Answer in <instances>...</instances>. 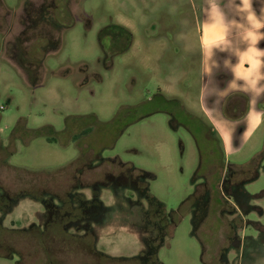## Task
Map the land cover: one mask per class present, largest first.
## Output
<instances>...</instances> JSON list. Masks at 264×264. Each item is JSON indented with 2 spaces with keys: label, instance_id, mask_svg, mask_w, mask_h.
<instances>
[{
  "label": "rangeland",
  "instance_id": "obj_1",
  "mask_svg": "<svg viewBox=\"0 0 264 264\" xmlns=\"http://www.w3.org/2000/svg\"><path fill=\"white\" fill-rule=\"evenodd\" d=\"M201 3L0 0V149L13 150L5 162L0 153L9 199L0 225L43 230L64 216L60 195L85 207L82 198L97 197L103 213L65 230L90 231L112 256L144 255L162 228L147 189L175 221L157 249L162 264H264V111L243 119L238 147L210 130L199 99ZM238 126L219 124L226 136ZM80 150L101 158L71 170ZM27 239L23 253L0 252V264H48Z\"/></svg>",
  "mask_w": 264,
  "mask_h": 264
},
{
  "label": "crops",
  "instance_id": "obj_2",
  "mask_svg": "<svg viewBox=\"0 0 264 264\" xmlns=\"http://www.w3.org/2000/svg\"><path fill=\"white\" fill-rule=\"evenodd\" d=\"M202 1L197 17L203 49L199 99L227 148L240 139L243 119L251 114L259 122L264 111V0ZM225 121L242 126L226 136L219 128Z\"/></svg>",
  "mask_w": 264,
  "mask_h": 264
},
{
  "label": "trees",
  "instance_id": "obj_3",
  "mask_svg": "<svg viewBox=\"0 0 264 264\" xmlns=\"http://www.w3.org/2000/svg\"><path fill=\"white\" fill-rule=\"evenodd\" d=\"M115 28H118V31L120 33H123L126 28L124 26H116ZM114 28V29H115ZM112 29V30H114ZM109 32L113 34L114 32L111 31L109 28ZM88 129V128H87ZM81 130L80 135L87 133L88 130ZM210 130H212V127L210 126ZM213 131V130H212ZM36 133H40L39 130L34 131ZM218 140L220 141L219 136L215 132ZM76 134L72 136L73 139L76 138ZM14 140V137L12 138ZM11 144V143H10ZM12 146V144L10 145ZM9 146L4 147L0 149V153H2V156L5 158L3 162L11 155L13 154V150L8 149ZM87 155H90V158L87 159ZM101 157H98L97 155L85 153L84 150H80L79 155L76 159H74L70 164L67 166L71 170L75 168L77 165H84L85 161H95L98 160ZM79 163V164H78ZM7 164V163H6ZM67 167L63 168L64 170L67 169ZM61 169L59 171V175L63 171ZM53 176V175H52ZM57 174H54V177H56ZM56 180V179H55ZM224 182L222 181V184ZM56 183H54V179H52V184H47L48 190H52L53 186ZM1 188V186H0ZM41 190H35L34 192H31L33 196L40 199L42 198L43 194L45 192H40ZM41 193V194H40ZM144 196H147V199L150 201V203L154 204L157 208H159V212L156 211L159 216L160 221L162 223V228L160 230V237L159 240L152 239L150 241V251L148 253H145L144 255H134V256H112L103 252H100L95 247L94 242V236L93 234L88 231L83 235H75L73 233H70L65 230L64 225L67 222L79 220L84 215L86 217H92L97 216L98 214L103 213L101 210H105L106 206H104L100 200L97 197H94L91 200L86 201L85 198L82 200L85 202H88V206H82V205H73V201L68 196V192L64 193L63 195H60V200L62 202V212L64 213V216L62 219H53L51 220L43 230L38 228L37 226H32L28 229H10L7 227H4L0 225V252H18L23 253L20 246V240L19 237L24 239L26 236L29 237V239L25 240V243L27 246H29L28 250L34 252L35 249L39 251V253L44 254L46 256V262L48 264H77L73 262H66L62 259H59L62 254L65 256L72 257H80V262L78 264H162V262L157 257V249L162 244V239L169 235L168 230L165 231L167 227H169L168 223V216L165 212V208L161 202L156 200L151 194H149L148 190L144 192ZM9 205V199L5 196H2L0 193V210H4L6 206ZM102 207V209H101ZM101 212V213H98ZM174 215V212H173ZM100 216V215H99ZM173 221V222H172ZM170 226H172L175 221L172 220ZM151 239V238H150ZM148 239V241L150 240ZM11 250V251H10ZM8 254V253H7ZM30 254V253H27ZM59 259V260H58Z\"/></svg>",
  "mask_w": 264,
  "mask_h": 264
},
{
  "label": "flooded vegetation",
  "instance_id": "obj_4",
  "mask_svg": "<svg viewBox=\"0 0 264 264\" xmlns=\"http://www.w3.org/2000/svg\"><path fill=\"white\" fill-rule=\"evenodd\" d=\"M243 252V251H242Z\"/></svg>",
  "mask_w": 264,
  "mask_h": 264
}]
</instances>
